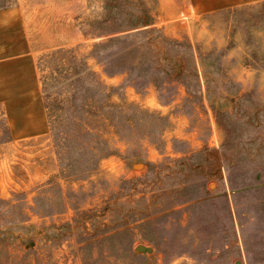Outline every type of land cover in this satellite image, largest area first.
Instances as JSON below:
<instances>
[{
  "label": "rangeland",
  "instance_id": "374dc122",
  "mask_svg": "<svg viewBox=\"0 0 264 264\" xmlns=\"http://www.w3.org/2000/svg\"><path fill=\"white\" fill-rule=\"evenodd\" d=\"M105 2L0 0L49 102L30 135L0 103V264H263L264 0H117L113 17ZM143 16L141 66L104 73L92 44Z\"/></svg>",
  "mask_w": 264,
  "mask_h": 264
},
{
  "label": "crops",
  "instance_id": "0c3cea01",
  "mask_svg": "<svg viewBox=\"0 0 264 264\" xmlns=\"http://www.w3.org/2000/svg\"><path fill=\"white\" fill-rule=\"evenodd\" d=\"M256 1L259 0H187L190 11L196 14ZM14 9L0 10V103L11 106V112L24 109L26 113L21 112L17 122L23 123L20 134L30 135L43 130L46 113L35 58L21 30L19 12Z\"/></svg>",
  "mask_w": 264,
  "mask_h": 264
},
{
  "label": "trees",
  "instance_id": "16d2710c",
  "mask_svg": "<svg viewBox=\"0 0 264 264\" xmlns=\"http://www.w3.org/2000/svg\"><path fill=\"white\" fill-rule=\"evenodd\" d=\"M116 1L117 0H106V17L116 16V12H114L116 9ZM152 25L153 22L148 18L144 20L143 16L140 20L129 22L122 28H114L111 30L112 33H109L110 35L105 39L92 44V49L90 51L91 55L98 59L97 61L103 66L104 73L108 75H111L116 71L139 68L142 64V59L139 53L144 48V40L141 41L140 38L138 39L136 36L137 34L144 32V26L150 28ZM115 44L120 45L113 48ZM77 73H79V71ZM76 76L78 82L80 75L76 74ZM112 88L113 86H108L101 80H95V95L97 96L98 103L97 109L105 116V118L113 122L114 125H117L116 123H120L118 122L117 117H121V110H124V108L109 101V97L112 95V92L110 91ZM48 103L47 99L45 100L44 98V104L46 107ZM64 112H68V109H64ZM54 126H56V124ZM83 132L89 133V130L85 129ZM94 138L96 142H98V144L95 143L96 150L99 151L98 156L112 153L107 139L101 137L97 132H94Z\"/></svg>",
  "mask_w": 264,
  "mask_h": 264
},
{
  "label": "water",
  "instance_id": "95a60500",
  "mask_svg": "<svg viewBox=\"0 0 264 264\" xmlns=\"http://www.w3.org/2000/svg\"><path fill=\"white\" fill-rule=\"evenodd\" d=\"M146 247L144 246V244H138L136 246V249L137 250H144ZM146 249L150 250V247H147Z\"/></svg>",
  "mask_w": 264,
  "mask_h": 264
}]
</instances>
